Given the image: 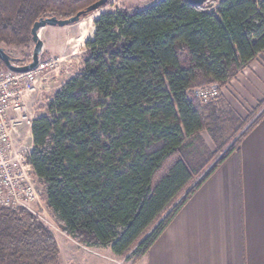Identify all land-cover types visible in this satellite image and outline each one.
<instances>
[{"label": "trees", "instance_id": "trees-1", "mask_svg": "<svg viewBox=\"0 0 264 264\" xmlns=\"http://www.w3.org/2000/svg\"><path fill=\"white\" fill-rule=\"evenodd\" d=\"M99 1L0 0V47L27 46L40 19H69ZM94 26L81 72L33 123L30 163L66 235L135 264L264 119L210 166L201 134L220 151L240 120L189 94L227 86L264 53V0H160L102 13ZM60 254L30 213L0 209V264H60Z\"/></svg>", "mask_w": 264, "mask_h": 264}, {"label": "crops", "instance_id": "crops-1", "mask_svg": "<svg viewBox=\"0 0 264 264\" xmlns=\"http://www.w3.org/2000/svg\"><path fill=\"white\" fill-rule=\"evenodd\" d=\"M263 56L243 71L247 87L239 89L253 109L264 101ZM135 264H264V119Z\"/></svg>", "mask_w": 264, "mask_h": 264}, {"label": "rangeland", "instance_id": "rangeland-1", "mask_svg": "<svg viewBox=\"0 0 264 264\" xmlns=\"http://www.w3.org/2000/svg\"><path fill=\"white\" fill-rule=\"evenodd\" d=\"M159 1L160 0H114L109 3L101 13H96L78 24L66 27L50 26L42 29L39 32V35L44 43V48L40 56V62L55 61L58 63L55 67L49 68V70L41 76L43 77L41 79L42 87L40 88L39 94L33 96V110L35 113L39 116L45 115L54 96L70 79L81 72L83 57L85 55V44L88 40L94 37L96 30L94 21L102 13H115L121 10L129 12L143 10ZM2 48H4L9 56L18 60V63L16 64L17 66L24 67L32 61L35 44L31 42L23 47H7L4 45ZM261 60L264 64V56L261 57ZM4 67L5 65L1 64L0 61V68L3 69ZM240 75L243 77H240V81H238L237 76V78L231 81L227 86L221 87V96L218 99L209 103L200 102L203 106L215 104L222 109H227L229 107L227 100H230L246 118L244 120L236 114L240 120L235 126L236 133L232 135L233 137L231 136L228 138L227 145L220 151H218L217 146L206 131L201 134L205 146L209 150L211 156H214V160L210 163V166H212L215 160L221 156L222 153L231 146L234 140L238 138L240 134L245 131L264 111V105L260 107L258 105V107L253 109L248 107L245 100L241 98L242 95L239 93V89L245 91L247 87V79L245 80L246 77L243 76V72ZM237 84H239V87ZM261 103L264 104V101ZM38 189L41 192L42 204L45 207L47 217L52 223V227L49 230L56 238L60 249V264H131V262L126 261L125 258L115 257L108 248L87 247L66 235L49 210L43 197L42 187L39 184Z\"/></svg>", "mask_w": 264, "mask_h": 264}, {"label": "built area", "instance_id": "built-area-1", "mask_svg": "<svg viewBox=\"0 0 264 264\" xmlns=\"http://www.w3.org/2000/svg\"><path fill=\"white\" fill-rule=\"evenodd\" d=\"M57 63L39 61L38 67L27 73L0 68V209L25 210L48 230L52 223L42 204L39 178L30 163L32 128L39 117L33 110V96L40 92L41 76ZM189 94L201 103H209L221 96V86L213 83L191 89Z\"/></svg>", "mask_w": 264, "mask_h": 264}, {"label": "water", "instance_id": "water-1", "mask_svg": "<svg viewBox=\"0 0 264 264\" xmlns=\"http://www.w3.org/2000/svg\"><path fill=\"white\" fill-rule=\"evenodd\" d=\"M110 1L114 0H101L98 3L94 4L90 8H88L85 12H81L77 14L76 16L69 18V19H58L57 17H47V18H42L39 21H37L33 28H32V42L35 44L34 52H33V57L32 61L30 64L27 66L21 67L17 66L16 63H18V60L12 58L9 56L4 48L0 47V61L3 62L5 67L13 72L16 73H27L30 71L35 70L40 61V56L42 54L43 48H44V43L40 39L39 32L46 28V27H66V26H71L75 25L81 22V17L83 15H88L90 13L96 12L101 8L102 6L106 5ZM193 6H201L205 4L208 0H186Z\"/></svg>", "mask_w": 264, "mask_h": 264}, {"label": "bare ground", "instance_id": "bare-ground-1", "mask_svg": "<svg viewBox=\"0 0 264 264\" xmlns=\"http://www.w3.org/2000/svg\"><path fill=\"white\" fill-rule=\"evenodd\" d=\"M3 63V62H2Z\"/></svg>", "mask_w": 264, "mask_h": 264}, {"label": "flooded vegetation", "instance_id": "flooded-vegetation-1", "mask_svg": "<svg viewBox=\"0 0 264 264\" xmlns=\"http://www.w3.org/2000/svg\"><path fill=\"white\" fill-rule=\"evenodd\" d=\"M17 64V63H16Z\"/></svg>", "mask_w": 264, "mask_h": 264}]
</instances>
